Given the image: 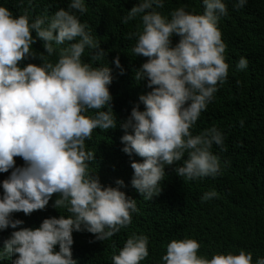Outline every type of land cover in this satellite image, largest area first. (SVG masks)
I'll use <instances>...</instances> for the list:
<instances>
[{
	"label": "clouds",
	"instance_id": "1",
	"mask_svg": "<svg viewBox=\"0 0 264 264\" xmlns=\"http://www.w3.org/2000/svg\"><path fill=\"white\" fill-rule=\"evenodd\" d=\"M247 2L234 0L233 8ZM164 5L165 0H137L122 17L124 24L139 18L126 38H135L132 53L146 58L132 70L133 79L150 89L123 121L113 111V69L100 63L108 53L80 20L88 10L85 0H69L67 9L50 17L32 18L27 8L15 16L0 6V173H8L0 181V232L13 229L0 248V261L78 264L73 233L87 232L101 242L132 223L137 200L122 190L124 180L105 185L93 170L96 152L86 141L94 130H122L121 151L141 158L131 162L130 184L145 200L161 194L166 168L173 165L176 175L189 181L222 174L228 162L222 164L212 148L224 150V132L213 125L194 135L193 128L228 78L227 44L219 28L228 6L225 0H202V13L181 5L165 15ZM37 40L45 50L39 58L32 47ZM57 53L55 63L47 59ZM32 58L41 63H24ZM111 63L124 74L119 55ZM248 63L242 56L235 68L245 70ZM239 123L244 126L243 119ZM54 195L52 207L68 215L44 218L35 228L14 217L44 210ZM217 196L213 189L201 200ZM148 246L147 235L132 233L112 264H140L149 256ZM200 248L196 239H173L161 259L163 264H264V257L253 262V253L243 249L208 258L198 254Z\"/></svg>",
	"mask_w": 264,
	"mask_h": 264
},
{
	"label": "trees",
	"instance_id": "2",
	"mask_svg": "<svg viewBox=\"0 0 264 264\" xmlns=\"http://www.w3.org/2000/svg\"><path fill=\"white\" fill-rule=\"evenodd\" d=\"M136 2L85 0L88 10L80 16L81 22L89 25L108 53L100 63H109L113 69L110 92L118 121L127 118L139 95L150 91L133 79L132 70L146 58L136 57L131 51L135 38H126L128 33L136 31L139 18L128 24L121 22ZM225 2L228 14L221 17L219 28L227 44L228 78L193 128L194 135L213 125L224 132V150L216 145L212 148L222 164L228 162L222 174L189 181L177 176L173 170L176 165H173L166 168L161 194L145 200L130 184L133 175L131 162L141 158L135 155L130 158L121 151L122 130L119 127L107 132L94 130L92 139L86 141L87 148L96 152L93 170L98 172L105 185L115 186L117 179H123L127 187L122 190L137 200L138 212L133 214L132 223L127 228L101 242L95 241L93 234L87 232L73 233L72 254L78 264H112V256L118 254L132 233L149 237V256L140 264H163L161 258L166 254L167 244L173 239L184 238L199 241L198 254L208 258L214 253L238 254L241 249L253 253V262L257 257H264V0H248L240 9L233 8L234 0ZM68 3L69 0H32L29 6L28 0L23 3L21 0H0V6L8 8L13 15H23L27 8L32 18L50 17L60 8L67 9ZM181 5H188L189 11L203 12L202 0H165L160 11L167 15ZM42 44L37 40L32 46L38 58L45 51ZM117 55L125 69L123 75L111 63ZM242 56L248 60V67L238 71L235 65ZM38 58L24 63L38 65L41 63ZM47 59L55 63L58 53ZM84 59H88L87 52ZM241 119L244 120L243 127L239 123ZM15 159L17 166L23 165L21 158ZM7 175L0 173V181ZM213 189L218 196L202 202L203 193ZM2 191L0 188V194ZM55 198L54 195L44 210L29 216L15 213L14 217L24 221L23 227L35 228L44 218L68 215L65 209L52 207ZM11 231L13 229L9 228L0 232V248ZM0 264H11V260L5 259Z\"/></svg>",
	"mask_w": 264,
	"mask_h": 264
}]
</instances>
